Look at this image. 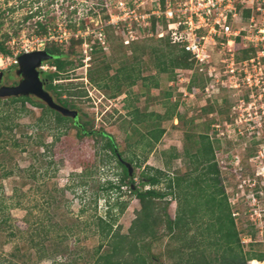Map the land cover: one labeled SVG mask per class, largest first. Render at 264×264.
Listing matches in <instances>:
<instances>
[{"label": "rangeland", "instance_id": "374dc122", "mask_svg": "<svg viewBox=\"0 0 264 264\" xmlns=\"http://www.w3.org/2000/svg\"><path fill=\"white\" fill-rule=\"evenodd\" d=\"M119 1L126 6L134 3V0H0L1 34L8 38H18L22 33L35 34L43 38L45 44L54 42L68 53L73 65L68 67L67 76L54 82L71 90L84 91V95L70 97L78 111L75 122L89 121L93 130L110 134L121 158L130 164L136 176L145 166L162 168L170 175L184 174L190 169L184 149L192 151L191 138H197L198 132L208 133L242 250L244 253H264V217H258L264 202L256 205L250 196L259 189L256 172H264V168L261 169L264 163L255 157L263 142L250 138L248 132L244 135L233 133L240 124L228 119L230 108L226 92L211 97L197 94L194 100L181 102L179 108L177 103L179 117H167L172 102H176L174 97L179 95V86L176 83L173 87L169 85L168 74L156 73L150 50L152 46L164 48V42L147 36L143 30H136L138 39L123 44L126 24L115 25L111 21L119 14ZM141 1V6L150 7L149 0H138ZM30 12L33 14L29 15ZM37 22L46 28V33H41ZM93 44L97 47L96 52L91 51ZM142 48L144 53H141ZM135 61H138L141 77L130 87L122 85L119 93L114 94V75L121 66ZM90 76L101 84L106 83L107 87H99ZM16 78L14 69H10L3 73L2 79L15 84ZM153 80L158 81L157 87L152 85ZM167 90L171 91L170 99L165 96ZM2 102L0 111L5 109ZM26 106L29 111L15 118L16 125L8 139H0V206L5 205L4 214L11 216V225L2 230L0 227V256L8 254L17 245L22 253L31 252L24 239L26 235H8L10 227L26 230L25 219L29 218L53 224L52 240L45 243L52 251L53 259L38 261L32 257L27 263L23 261L24 264H90L100 242L94 220L97 215L104 216L108 207L103 187L106 180L118 182L122 167L116 156H110L101 148L103 139L99 134L79 136L71 122L65 127H56L53 115L49 124L39 123L37 118L41 108L29 102ZM135 108L137 114L145 115L141 124L131 123L134 115L129 112ZM154 114L162 116L159 124L164 133L148 149L141 134L150 128L151 121L156 120ZM229 135L235 138L232 145L228 143ZM13 139L17 140L18 146L12 145ZM3 144H6L5 149H2ZM171 152L177 153L178 157L171 159ZM139 161H142L141 166L137 165ZM6 169L12 170L11 175L2 177ZM254 180L258 184L251 186ZM120 188V193L112 191L109 201L116 202V196H119L118 201H127L122 212L118 205L112 210L116 225L125 233L129 231L140 202L129 193L125 184ZM167 200L166 211L174 217L176 201L173 196H168ZM199 226H203L201 221L192 224L191 233H195L196 238ZM63 235L65 237L61 238ZM175 245L176 241L168 235L153 242L151 250L159 257L152 260V264H173L176 259L171 257L170 250ZM210 251L214 256V246ZM251 260L264 264L255 258L247 260V264Z\"/></svg>", "mask_w": 264, "mask_h": 264}, {"label": "trees", "instance_id": "16d2710c", "mask_svg": "<svg viewBox=\"0 0 264 264\" xmlns=\"http://www.w3.org/2000/svg\"><path fill=\"white\" fill-rule=\"evenodd\" d=\"M2 24L0 11V52L7 53L9 51L6 46L8 36L1 34ZM37 25L41 33H46V28L42 24L37 22ZM157 40L164 42V48L152 46L150 49L157 74L166 73L171 79L175 69L192 67L193 63L187 52L171 44L166 38H157ZM44 48L54 56L48 63L55 67L54 70L43 72V76L48 81L46 89L55 94L56 101L61 105L72 109L76 108L70 97L84 95V91L71 90L64 84L54 82L61 76H67L68 67L73 65L72 60L68 58V53L64 52L54 42L46 43ZM91 51H97L95 44L91 46ZM141 53H144L143 48ZM140 75L141 70L138 61L121 66L114 75L116 84L113 93L118 94L122 85L132 86L141 77ZM112 77L110 76V78ZM89 78L99 87H107L106 83L101 84L92 76ZM100 79H103V76H100ZM192 83H195V79ZM152 85L157 87L158 81L153 80ZM113 93L111 95H114ZM165 96L170 99L171 91L167 90ZM0 101H4L2 105L5 106L3 112L0 111V139H8V135L16 125L15 118L29 111L26 106V103L29 102L31 105L41 108V115L37 118L39 123L49 124L51 115H53L56 127H65L67 122H71L77 129L79 136L83 133L99 134L103 139L101 148L108 151L110 156L117 157L122 171L118 175L117 183L106 180V186L103 187L106 191L104 197L107 198L104 199L108 203V207L104 216L97 215L94 220L100 242L94 251V260L90 264H152V260L159 257L152 252V244L164 235H168L176 241L175 247L170 250L171 257L176 259L173 264H247V260L253 258L264 261L263 252L244 253L242 250L239 232L224 188L221 185L220 169L215 159L214 145L208 133L198 132L197 138H191L190 147H193L192 151L187 148L184 149L185 155L190 161V169L184 174L170 175L162 168L145 166L136 176L134 170L130 174L129 169L120 162L121 152H118L112 136L93 130L89 121L77 123L75 119L78 115L75 119L63 116L42 102L28 96L0 98ZM177 103L172 102L170 110L167 111V117H179L176 114ZM8 108L11 110L7 111ZM137 112V108L135 111L129 112L134 115L131 117V123L141 124L145 115H139ZM154 115L156 120L151 121L150 128L141 134L142 139L145 140L144 145L148 149H151L152 145L164 133V128L159 124L162 116ZM39 143L42 142L39 140ZM12 145H19L16 139H13ZM5 147L6 144H3L2 149ZM169 157L171 159L177 158L178 154L171 152ZM137 165L141 166L142 161H139ZM11 171V169L4 170L2 177L11 175ZM134 177L138 178L137 182L134 181ZM123 184L128 186L129 193L140 202V208L131 222L129 231L125 233L121 232L119 226L116 225V216L112 210L118 205L119 211L122 212L127 201H118L119 196H116V202L113 204L109 201L112 191L115 190L120 193V187ZM161 184L163 186L160 188L159 185ZM146 185L149 187L145 188ZM168 196H173L176 201L174 217H171L166 211ZM4 206H0L1 230L7 225H11L9 224L11 216L4 214ZM200 221L203 226L198 227L199 233L198 238H196V234L191 233L192 224ZM25 223L27 224L26 230H20L17 226H14L15 230H13L10 227L8 235H20V237L26 235L24 239L29 243L28 248L31 249V252L22 253L17 245L8 254L0 256V264H24L23 261L27 263L32 257L38 261L53 259L52 251L45 244L46 241L52 240L50 232L53 224L50 222L44 224L42 220L29 218L25 219ZM213 225H215L214 229L212 228ZM64 237L63 235L61 238ZM211 246H214V256H211Z\"/></svg>", "mask_w": 264, "mask_h": 264}, {"label": "built area", "instance_id": "2783aa9c", "mask_svg": "<svg viewBox=\"0 0 264 264\" xmlns=\"http://www.w3.org/2000/svg\"><path fill=\"white\" fill-rule=\"evenodd\" d=\"M149 1L148 8L141 6L143 1L134 0L129 6L118 2L119 14L111 21L115 25L126 24L123 44L138 39L136 30H143L147 36L166 38L187 52L192 67L175 69L169 82L172 87L174 83L179 86V95L174 97L178 108L181 102L194 100L197 94L211 97L226 92L230 108L228 119L240 124L233 133L244 135L248 132L247 136L263 142L258 152L263 164L264 0ZM6 46L9 51L0 52V72L3 73L17 67L21 54L45 49L43 38L25 33L18 38H8ZM37 69L43 73L55 67L42 61ZM256 176L260 180L259 189L250 196L257 205L264 202V172H256ZM255 180L251 186L258 184ZM134 181H138L136 177ZM258 215L264 217V208ZM256 263L250 261V264Z\"/></svg>", "mask_w": 264, "mask_h": 264}, {"label": "water", "instance_id": "95a60500", "mask_svg": "<svg viewBox=\"0 0 264 264\" xmlns=\"http://www.w3.org/2000/svg\"><path fill=\"white\" fill-rule=\"evenodd\" d=\"M53 58L54 56L45 49L21 54L18 57V65L14 69L15 75L18 78L17 82L15 84H1L0 98L34 97L61 115L75 119L78 111L65 107L53 99L51 94L44 88V81L40 76V71L37 69L42 61H50ZM2 78L3 72H0V81ZM121 162L129 169V173L131 174L130 164L124 160H121Z\"/></svg>", "mask_w": 264, "mask_h": 264}, {"label": "flooded vegetation", "instance_id": "af4514ba", "mask_svg": "<svg viewBox=\"0 0 264 264\" xmlns=\"http://www.w3.org/2000/svg\"><path fill=\"white\" fill-rule=\"evenodd\" d=\"M41 78L43 79V81H44V88L46 89V86H47V83H48V81H47V79L43 76V73H41ZM16 79H18V78H16ZM1 84H14V83H9L8 81H5V80H1L0 81V85ZM47 90V89H46ZM50 94H51V96L53 97V99L56 101V98H55V94L52 92V91H50V90H47ZM63 96H65V95H63ZM31 98H33V99H35V100H37V101H39V102H41L39 99H37V98H34V97H31ZM57 102V101H56ZM43 103V102H42ZM57 103H59V102H57ZM44 104V103H43ZM60 104V103H59ZM235 136H237V135H235ZM234 136H231V135H229V137H228V139H229V141H228V143H229V145H232L234 142V139L235 138H233ZM241 137H243V136H241ZM256 152H257V154H255V157H257V159H259V150H256ZM252 158H253V155H251V156H249L248 157V164L249 165H251V162L250 161H252ZM121 158H119V160H120ZM121 160H123V159H121ZM121 160H120V162H121ZM122 163V162H121Z\"/></svg>", "mask_w": 264, "mask_h": 264}]
</instances>
